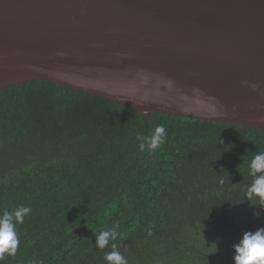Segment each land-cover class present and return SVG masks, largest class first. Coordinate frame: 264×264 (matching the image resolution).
Segmentation results:
<instances>
[{
  "label": "trees",
  "instance_id": "16d2710c",
  "mask_svg": "<svg viewBox=\"0 0 264 264\" xmlns=\"http://www.w3.org/2000/svg\"><path fill=\"white\" fill-rule=\"evenodd\" d=\"M161 124L166 143L140 151ZM258 152L263 128L142 115L45 81L0 89V213L32 209L0 264H105L95 237L114 223L128 264H233L241 234L264 227L242 203Z\"/></svg>",
  "mask_w": 264,
  "mask_h": 264
},
{
  "label": "water",
  "instance_id": "95a60500",
  "mask_svg": "<svg viewBox=\"0 0 264 264\" xmlns=\"http://www.w3.org/2000/svg\"><path fill=\"white\" fill-rule=\"evenodd\" d=\"M28 81L264 129V0H0V89Z\"/></svg>",
  "mask_w": 264,
  "mask_h": 264
},
{
  "label": "clouds",
  "instance_id": "9594fccd",
  "mask_svg": "<svg viewBox=\"0 0 264 264\" xmlns=\"http://www.w3.org/2000/svg\"><path fill=\"white\" fill-rule=\"evenodd\" d=\"M248 83V82H245ZM254 91L256 84L249 83ZM195 91V90H194ZM167 133L163 124L155 128L151 138L142 134L136 136L137 147L140 151L149 154L155 152L166 143ZM248 174L253 178L250 184L243 186L244 198L250 206L259 207L264 211V152L256 153L248 164ZM223 180L220 181L223 184ZM32 212L31 207L17 206L11 211L4 210L0 213V262L4 261L5 255L14 256L19 246V234L17 225L23 224L24 219ZM260 212L253 211V216L258 217ZM119 236V224L114 223L111 227L98 232L95 237V245L99 249L111 247L113 250L104 255L105 264H128L127 258L119 251L115 241ZM234 255L233 264H264V227L255 231H245L241 234L237 243L232 245ZM217 245L215 243V252ZM42 264V262H34Z\"/></svg>",
  "mask_w": 264,
  "mask_h": 264
}]
</instances>
